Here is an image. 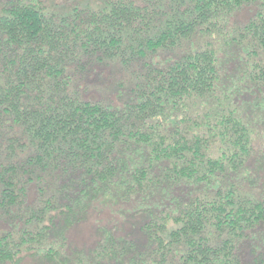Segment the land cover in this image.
<instances>
[{
  "label": "trees",
  "instance_id": "1",
  "mask_svg": "<svg viewBox=\"0 0 264 264\" xmlns=\"http://www.w3.org/2000/svg\"><path fill=\"white\" fill-rule=\"evenodd\" d=\"M246 5L255 12L227 46L193 43L156 64L198 34L226 33ZM227 47L248 56L246 86L223 88ZM90 59L142 63L125 107L81 96L72 69ZM251 90L264 110V0H104L62 12L0 0V215L26 219L0 233V264L35 252L61 264H264V199L239 182L255 138L236 99ZM197 102L208 111L194 112ZM32 183L51 195L23 210ZM199 184L215 194L191 193ZM94 202L118 205L130 230L102 228L93 251L69 252L67 233Z\"/></svg>",
  "mask_w": 264,
  "mask_h": 264
},
{
  "label": "rangeland",
  "instance_id": "2",
  "mask_svg": "<svg viewBox=\"0 0 264 264\" xmlns=\"http://www.w3.org/2000/svg\"><path fill=\"white\" fill-rule=\"evenodd\" d=\"M2 1V0H1ZM46 4L53 7L55 11L62 12L69 8L76 6H84L97 9L104 0H43ZM255 5H246L239 11H237L231 18L230 25L226 29V33H215L212 36L200 35L194 37L192 42H184L176 50L171 51H161L155 58V62L158 65L166 66L169 64L170 60L178 59L183 53L187 52L189 49L196 44L198 47L206 46L211 44L214 47L227 46V42L224 41V37H229L232 34L248 22L255 12ZM194 43V44H193ZM221 57L224 61L225 78L223 81L224 89L232 88V79L242 82V85H247L245 78L248 77V71L246 61L247 54L244 49L235 48L230 49L227 47L226 51L221 53ZM142 63L139 65L136 62H132L130 66L118 61L117 59L113 62L110 60H97L90 59L81 67H76L72 69L73 79L75 81V87L79 90L81 96L85 100H90L93 102H101L107 105H114L117 108H123L124 105L131 100V89L136 85L135 81L143 75ZM223 89L217 91L218 97L224 96ZM262 94L251 90L248 93H243L241 96H237L236 103L238 104L239 110L243 112L247 118V122L251 124L253 128V138H255V153L252 158L251 164L242 172L239 177L240 185H242L245 191H249L257 197L264 199V110L256 108V103L260 102ZM214 101V100H213ZM254 101L256 103L254 104ZM215 102V101H214ZM245 104H252L250 107H245ZM229 107L225 105V107ZM233 106V104H230ZM199 112L208 111L209 107L202 105V103L197 102L191 104V109L195 112V109ZM176 116L177 119L185 115L188 111H184L182 107L177 109ZM192 115V114H191ZM174 117V114L172 115ZM183 126V123L180 125ZM194 127L190 128L193 129ZM195 130V129H194ZM20 136H24L21 130H17ZM193 133V130H192ZM25 137V136H24ZM7 139V136L5 137ZM2 140V139H1ZM0 140V141H1ZM209 144L212 146L211 155L213 157H218L221 153V143L216 137L209 138ZM2 152H7L8 150H2ZM23 151L22 153H24ZM3 159V158H2ZM44 183L36 184L32 183V187L29 191V195L25 200L26 204L23 206V210H29L37 207L40 202L47 199L51 193L50 191H40L38 187L43 186ZM191 184L189 188H191ZM199 192L192 190L191 193L200 194L201 197L210 196L212 197L215 193L214 190L210 188V185L204 187V184H199ZM186 190V183L183 185ZM223 188H227L224 185ZM224 189V190H225ZM42 192V193H41ZM11 209V207H9ZM121 208L118 205H109L101 202H94L88 212L82 217L81 221L75 224L69 232L67 233V250L74 253H86L93 251L99 240V233H101L102 228H114L119 233L126 234L130 230V223H127L125 218L121 217L119 212ZM4 215V214H3ZM0 215V233L3 231L10 230L12 227L14 230L16 227L24 226L25 220H20V217H14V219H7ZM48 220V219H47ZM173 224V223H172ZM14 232V231H13ZM139 235L136 233L134 236ZM256 241H250L252 246H255ZM244 246L243 258L246 261H251V255L249 251ZM27 253V252H26ZM8 264H61L55 263L50 260H46L43 256L37 252L35 254H23L19 256L16 262Z\"/></svg>",
  "mask_w": 264,
  "mask_h": 264
}]
</instances>
